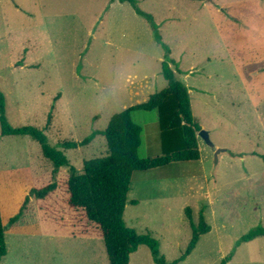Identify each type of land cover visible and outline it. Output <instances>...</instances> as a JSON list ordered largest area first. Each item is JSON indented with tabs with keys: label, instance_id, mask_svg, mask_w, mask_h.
I'll return each instance as SVG.
<instances>
[{
	"label": "rangeland",
	"instance_id": "1",
	"mask_svg": "<svg viewBox=\"0 0 264 264\" xmlns=\"http://www.w3.org/2000/svg\"><path fill=\"white\" fill-rule=\"evenodd\" d=\"M138 2L153 15L182 72L177 77L190 87L201 129L225 151L216 163L215 150L198 136L199 160L135 171L125 223L157 238L171 263L192 237L185 208L197 223L203 207L211 230L177 264H220L233 250L230 264H264V235L238 244L264 227V0ZM164 58L150 22L127 1L0 0V90L8 122L41 128L55 147L105 129L112 114L148 93L130 92L145 77L154 92L165 87ZM132 117L142 126L139 155L161 154L156 110H134ZM62 150L81 169L85 159L106 153V140L97 134ZM67 177L66 168L53 172L35 139L2 135L0 123L3 264H109L100 229L67 204ZM53 182L44 197L32 192ZM130 264L156 263L140 245Z\"/></svg>",
	"mask_w": 264,
	"mask_h": 264
},
{
	"label": "trees",
	"instance_id": "2",
	"mask_svg": "<svg viewBox=\"0 0 264 264\" xmlns=\"http://www.w3.org/2000/svg\"><path fill=\"white\" fill-rule=\"evenodd\" d=\"M119 1L129 2L138 14L148 19L156 40L164 47L162 73L167 80L166 86L151 93L146 101L129 105L112 114L105 129L95 130L80 141H61L57 147L49 143L47 135L37 126H12L6 115L5 96L0 90L1 133L30 135L40 144L43 156L52 162L54 173L62 167L68 170L65 182L67 204L72 208L81 209L84 216L100 229L109 264H129L131 253L140 245L148 246L156 264H177L191 253L200 236L211 230V225L205 218L204 208L199 210L197 223L192 220L190 208H185L193 230L192 237L184 253L171 263H167L165 256L161 254L157 238L149 232L138 234L126 225L124 211L135 171L201 158L198 143L201 125L192 111L189 88L181 78L177 77V74L182 72L177 61L170 57L171 50L164 43L153 15L143 10L138 0ZM134 110H156L161 154L147 157L139 155L142 126L133 120ZM50 120L49 114L47 122ZM97 134L105 137L106 153L85 159L82 168L78 169L62 148H77L85 145ZM55 186L56 183L53 182L42 188H33L32 192L38 197H44ZM131 202L136 204L137 200L132 199ZM17 218L18 215H15L10 221H15ZM5 230L0 207V264H3L1 260L7 253ZM259 235H264V227L261 225L242 235L238 244ZM234 252L235 250L224 256L220 264H227Z\"/></svg>",
	"mask_w": 264,
	"mask_h": 264
},
{
	"label": "crops",
	"instance_id": "3",
	"mask_svg": "<svg viewBox=\"0 0 264 264\" xmlns=\"http://www.w3.org/2000/svg\"><path fill=\"white\" fill-rule=\"evenodd\" d=\"M182 77V76H181ZM183 81H184V79H182ZM154 81H153V79H151V78H149V77H145L143 80H141V82L135 87V86H132L131 87V90H130V92L132 93V97L133 98H135V97H137V96H139V95H142L144 92V90L146 91V90H148V93L144 96V97H142L141 99H139V101H134L133 102V104H136V103H138V102H143V101H146L147 99H148V97H149V95L151 94V93H153L154 92V88H153V85H154V83H153ZM185 82V81H184ZM164 88V87H163ZM158 91V90H157ZM139 92H141V93H138ZM137 93V94H136ZM189 93H190V95H191V90H190V87H189ZM132 105V104H131ZM191 107H192V105H191ZM202 127H205L204 125H202ZM205 128H207V127H205ZM208 129V128H207ZM210 131V130H209ZM210 133V132H209ZM198 143H199V139H198ZM200 148V147H199ZM222 153L223 152H220L219 153V155H218V159L220 158L221 159V156H222ZM236 253V252H235ZM235 253L233 254V256L231 257V259L227 262V264H230V262L234 259V256H235ZM129 264H130V262H129Z\"/></svg>",
	"mask_w": 264,
	"mask_h": 264
},
{
	"label": "water",
	"instance_id": "4",
	"mask_svg": "<svg viewBox=\"0 0 264 264\" xmlns=\"http://www.w3.org/2000/svg\"><path fill=\"white\" fill-rule=\"evenodd\" d=\"M198 136H200V137H202L204 140H205V142L212 148V149H214L215 151H214V155H215V162L217 163L218 162V155H219V153L220 152H223V151H225V149L224 148H216L215 147V144H214V142L211 140V138H210V134H209V131L208 130H206V129H201V130H199V132H198Z\"/></svg>",
	"mask_w": 264,
	"mask_h": 264
}]
</instances>
